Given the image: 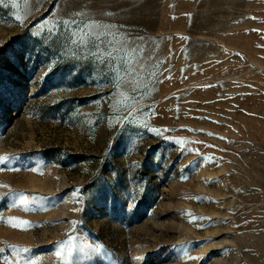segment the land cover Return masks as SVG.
<instances>
[{
  "label": "rangeland",
  "instance_id": "374dc122",
  "mask_svg": "<svg viewBox=\"0 0 264 264\" xmlns=\"http://www.w3.org/2000/svg\"><path fill=\"white\" fill-rule=\"evenodd\" d=\"M83 10L134 85L38 27ZM0 160V264H264V0H4Z\"/></svg>",
  "mask_w": 264,
  "mask_h": 264
},
{
  "label": "snow or ice",
  "instance_id": "6c2138e0",
  "mask_svg": "<svg viewBox=\"0 0 264 264\" xmlns=\"http://www.w3.org/2000/svg\"><path fill=\"white\" fill-rule=\"evenodd\" d=\"M3 2L4 0H0V3ZM19 2L20 0H16L17 6H19ZM24 3L28 4L29 0H24ZM86 15H88L86 10L78 11L72 13L71 16L68 18H64V19L57 18L55 21H49L46 19L38 27L42 32L47 30L49 33L55 34L61 28V26H63V28L66 29L68 32L70 42L80 47H87L88 41L90 39L100 42L95 45V50L92 52L93 58L99 61L101 57L107 54L108 58L115 59V56L119 54L121 56V59L124 61V63L121 66V71L123 72V76L120 77L118 82L116 83L115 85L116 88L121 87V83L119 81H122L124 77L133 76V74H135L134 79L129 80L128 83L134 85L136 82H138L139 76L149 67V65H147L145 61L150 60L151 57H145L143 55V49L133 45L130 38H128L127 36H125L124 39L121 40L119 33L113 35L110 31H108L113 28L112 25L104 24L103 22L95 19H90V20L80 19L81 17H84ZM15 19L18 20L22 26L24 20L26 19V14L23 15L17 14L15 16ZM105 39L110 40V45L109 48L107 49L102 48V42ZM131 107L132 106H129V112H128V115L130 116H132ZM136 115L139 114L137 113ZM132 118L135 119V116H132ZM123 119L124 118L121 117L120 122H122ZM153 131L156 132L157 134H160L165 130L153 129ZM0 162H4V161L0 160ZM18 200L19 203L22 205L28 204V197L24 194H19ZM36 202L38 201H34V203ZM12 206L15 207L16 205L13 204ZM7 223L13 228H18L21 231H26L30 227V223L28 221H22L19 220L18 218H10L7 221ZM21 225H23L24 227H21ZM65 244L68 246H71L73 244V239L71 236L64 244L60 245L59 249H57L56 252L57 256H59L61 252L64 251ZM16 251L19 255L28 250L17 248ZM67 255L69 256L72 255L71 247L68 248ZM137 259L140 258L138 257ZM189 259H194V257L189 256ZM16 264H36V261L34 259L29 260V259L21 258L16 260ZM64 264H71V262L65 260Z\"/></svg>",
  "mask_w": 264,
  "mask_h": 264
}]
</instances>
